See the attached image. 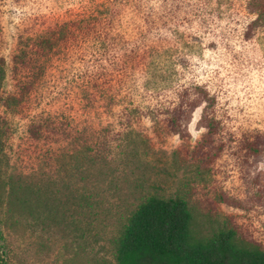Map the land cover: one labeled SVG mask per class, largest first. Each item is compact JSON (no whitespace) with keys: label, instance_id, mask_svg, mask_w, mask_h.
Listing matches in <instances>:
<instances>
[{"label":"rangeland","instance_id":"rangeland-1","mask_svg":"<svg viewBox=\"0 0 264 264\" xmlns=\"http://www.w3.org/2000/svg\"><path fill=\"white\" fill-rule=\"evenodd\" d=\"M248 1L0 0V91L22 94L15 171L53 199L3 230L0 260L116 264L150 196L185 200L204 236L264 249V26L245 37ZM39 118L56 132L31 142Z\"/></svg>","mask_w":264,"mask_h":264},{"label":"trees","instance_id":"trees-1","mask_svg":"<svg viewBox=\"0 0 264 264\" xmlns=\"http://www.w3.org/2000/svg\"><path fill=\"white\" fill-rule=\"evenodd\" d=\"M246 12L250 22L244 30V35L248 37L246 33L250 28L264 26V0H249ZM98 22L99 20L91 22L90 27L89 22L86 21V27L93 28ZM86 23L75 25L79 28ZM18 61L21 59L13 56V71L17 70ZM3 63H5L4 58H0V67ZM18 93L20 96H17L16 92L0 91V107L3 110L0 116V238L2 239L3 230H14L21 226L23 221L27 222V218L33 223H38V218L40 219L42 215L41 211L45 208L47 212L50 207L49 201H53L50 195L43 197V191L38 183L27 184L21 174L15 171L17 158L12 138L16 130L8 118L9 114H19L21 110L22 94ZM179 116L180 112L177 111L170 114L168 125L172 131H179L181 128ZM46 120L39 118L37 122H29L23 129L27 139L31 142L48 140L47 132H56V130H54L55 125L46 123ZM203 120L207 130L205 139H210L215 120L213 118ZM245 147L252 151L258 149L255 142L247 143ZM114 245L116 264H264V249L247 244L233 230L219 231L209 236L196 231L188 204L181 198L157 196L146 198L132 212ZM0 264L8 263L0 260Z\"/></svg>","mask_w":264,"mask_h":264}]
</instances>
